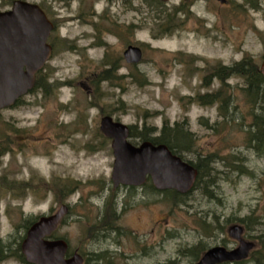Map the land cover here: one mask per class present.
I'll return each mask as SVG.
<instances>
[{"label": "rangeland", "instance_id": "obj_1", "mask_svg": "<svg viewBox=\"0 0 264 264\" xmlns=\"http://www.w3.org/2000/svg\"><path fill=\"white\" fill-rule=\"evenodd\" d=\"M11 1L0 0V10ZM27 1L49 3L67 17L89 7L94 26L81 18L62 23L64 40L40 72L45 89L34 87L0 109V134L12 142L0 155V240L14 248L25 219L65 205L53 236L87 264H193L194 249L201 255L212 246L235 247L228 234L234 223L244 224L245 239L254 242L242 264H257L264 257V155L247 146V126L239 123L250 121L243 80L226 79L231 122L221 121L218 102L194 98L222 87L209 78L221 64L245 57L260 65L264 0H229V6L218 0ZM129 43L142 49L137 64L122 57ZM106 114L150 134L164 120L186 119L197 153L215 155L210 176L182 203L151 183L114 193L110 140L99 131ZM0 264L19 262L7 257Z\"/></svg>", "mask_w": 264, "mask_h": 264}, {"label": "water", "instance_id": "obj_2", "mask_svg": "<svg viewBox=\"0 0 264 264\" xmlns=\"http://www.w3.org/2000/svg\"><path fill=\"white\" fill-rule=\"evenodd\" d=\"M50 28L45 14L36 4L14 0L9 10L0 11V109L12 105L33 88L36 74L51 56V47L46 43ZM123 56L126 62L137 64L142 52L138 46L128 45ZM259 70L264 78V58ZM99 129L111 139L113 167L110 178L114 187L119 184L140 186L147 177L158 190L172 189L185 194L193 187L197 169L173 154L165 144L147 140L132 144L128 138L129 127L109 115L100 118ZM67 210V206L61 205L55 213L38 217L27 228L20 251L28 263L83 264V257L77 251L66 256L65 239L49 238ZM228 234L238 242L236 247L212 246L193 264L247 259L254 244L242 237V225H230Z\"/></svg>", "mask_w": 264, "mask_h": 264}, {"label": "trees", "instance_id": "obj_3", "mask_svg": "<svg viewBox=\"0 0 264 264\" xmlns=\"http://www.w3.org/2000/svg\"><path fill=\"white\" fill-rule=\"evenodd\" d=\"M152 1L158 3L157 0ZM225 69L226 73L222 77L218 78L220 84H222V87L214 93L196 95L194 100L196 103L204 105L218 102L217 114L221 118V121L223 123L231 122V120H233L229 113L231 95L229 93L226 94V89L224 87L228 86L226 79H228L230 76L235 75L242 78L243 86L241 87V91L245 101L250 106V121L248 125L242 119L239 121V123L241 124L242 122L243 125L247 126V138L245 139L247 146L251 147L258 155H264V78L259 71L258 65L255 64L251 59L245 57H243L239 62H236L231 66H227ZM42 76L43 74L40 72L37 74L34 83L35 88H44L42 84ZM129 128L130 138H140L141 141L148 140L153 144H165L172 153L180 156L181 158H183V154L196 155L195 161L186 160L197 169L198 173L192 190L199 186L202 178L205 175H209V170L211 169L210 164L214 161L215 155L208 154L204 157H201L200 154L197 153V150L195 149V139L187 127L186 119L179 122H174L173 124H169V122L164 120L162 126L156 134H150L152 131L135 133V127ZM1 134L0 155L9 151L11 148L9 147V144L12 143L8 139L1 136ZM149 183L150 182H148V185ZM211 184H214V182L212 181ZM150 186L153 187L152 184H150ZM208 187L210 186H204L203 190ZM163 193L165 194V197H169L174 204L182 203V199L189 194L188 192V194L183 195L173 190H164ZM210 193L212 194V191ZM34 220L35 219L31 218L25 219V223L22 226L23 235ZM244 228L246 229V226H244ZM18 238L20 240V238H23V236L21 235ZM19 243L20 242H17L15 247L11 248L8 243H3L0 240V261L7 257H12L16 259L19 264H30L26 262L24 256L22 255ZM252 252L253 251H251V254H253ZM193 254L194 260H198L200 257L199 249H194ZM244 262L245 261L237 262L235 264H242ZM85 264H87V262H85ZM257 264H264V257L257 261Z\"/></svg>", "mask_w": 264, "mask_h": 264}, {"label": "flooded vegetation", "instance_id": "obj_4", "mask_svg": "<svg viewBox=\"0 0 264 264\" xmlns=\"http://www.w3.org/2000/svg\"><path fill=\"white\" fill-rule=\"evenodd\" d=\"M12 1L10 3V6L12 4ZM57 1H58L57 4H60V5L64 4L65 6H69V4L68 5L66 4V2L70 3L71 0H57ZM113 1H115V0H108V2H113ZM218 1L223 6H229L230 5L229 0H224V2H221L220 0H218ZM250 1L251 0H249V2ZM31 3H34L40 7V9L44 12L48 22L51 25L48 36L46 38V42L51 47L52 51H53V46H55L57 43H61V41L64 40L61 37L62 35L59 33V28L61 27L62 23L69 22L70 20L75 19V18H77V19L81 18V20L84 21L87 25L94 26V23L91 24V22L93 21L92 17L95 16V13H94V11L89 10V7H88V9H86V11L83 14H78L77 16L67 17L66 15H61L54 6H49L48 5L49 3L45 4V3L40 2V1H38V2L32 1ZM4 10H6V9H4ZM94 36L95 35H92L93 39H94ZM128 45H130V43L127 44L126 47ZM51 57H52V55H51ZM122 57H123V53H122ZM226 67H227V65L221 64L219 69H216V71L214 73H212V75L210 74L209 78L217 79V78L222 77L226 73V69H225ZM112 187H113L112 190L114 191V193L120 191V189H122V188L126 189V191H128L130 193V192L138 191V189L142 188L143 186L135 187V186H124V185L119 184L118 186H115V187L112 185ZM236 244H237V242H236Z\"/></svg>", "mask_w": 264, "mask_h": 264}]
</instances>
